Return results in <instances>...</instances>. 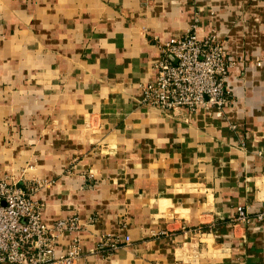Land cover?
I'll list each match as a JSON object with an SVG mask.
<instances>
[{
    "label": "crops",
    "instance_id": "1",
    "mask_svg": "<svg viewBox=\"0 0 264 264\" xmlns=\"http://www.w3.org/2000/svg\"><path fill=\"white\" fill-rule=\"evenodd\" d=\"M194 27L235 63L223 118L141 104ZM0 178L80 218L76 264H264V221L233 222L264 210V0H0Z\"/></svg>",
    "mask_w": 264,
    "mask_h": 264
},
{
    "label": "built area",
    "instance_id": "2",
    "mask_svg": "<svg viewBox=\"0 0 264 264\" xmlns=\"http://www.w3.org/2000/svg\"><path fill=\"white\" fill-rule=\"evenodd\" d=\"M160 60L153 82L140 86L141 104L165 112L216 110L223 118L234 101L229 79L235 63L229 58L225 43L214 36L201 38L196 27L169 42H158ZM41 187L38 184V188ZM46 204L34 195L0 178V264H76L81 258L78 240L67 255L57 254L61 238L81 228L78 216L48 226L43 215ZM264 221V210L253 217L240 208L236 224ZM121 244L108 237L97 248L101 255L112 256Z\"/></svg>",
    "mask_w": 264,
    "mask_h": 264
}]
</instances>
